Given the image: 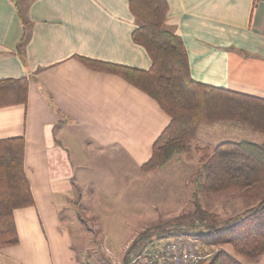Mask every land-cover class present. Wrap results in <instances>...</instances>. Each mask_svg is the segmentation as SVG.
I'll return each mask as SVG.
<instances>
[{
    "label": "crops",
    "instance_id": "0c3cea01",
    "mask_svg": "<svg viewBox=\"0 0 264 264\" xmlns=\"http://www.w3.org/2000/svg\"><path fill=\"white\" fill-rule=\"evenodd\" d=\"M165 1L189 78L264 100V0ZM136 27L128 0H0V142L22 140L20 172L32 199L13 211L19 243L0 250V264H86L73 248L74 218L64 211L94 196L97 188L87 185L113 182L100 175L118 164L132 175L120 179L122 194L136 199L144 190L141 167L170 117L101 67L150 68L148 53L132 40ZM256 134L216 122L201 124L192 142ZM242 262L264 264V254Z\"/></svg>",
    "mask_w": 264,
    "mask_h": 264
},
{
    "label": "trees",
    "instance_id": "16d2710c",
    "mask_svg": "<svg viewBox=\"0 0 264 264\" xmlns=\"http://www.w3.org/2000/svg\"><path fill=\"white\" fill-rule=\"evenodd\" d=\"M128 5L137 25L132 40L146 50L151 66L147 71L113 64L101 67L143 90L170 117L141 170L150 173L162 168L191 149L198 158V168L191 181L193 211L139 233L123 264L140 254L155 235L159 239L193 238L206 249L220 246L214 253L203 252L202 257L208 259L198 264H244L237 257L258 258L264 254V142L243 139L193 148L191 143L201 124L216 122H235L264 135V100L194 83L188 75L182 41L166 25V1L128 0ZM91 65L100 67L98 63ZM23 150L21 139L0 142V250L19 243L13 211L32 205L27 181L20 172ZM204 191L239 192L256 202L220 219L202 207L198 195ZM154 230L158 233H152ZM223 246H229L231 252Z\"/></svg>",
    "mask_w": 264,
    "mask_h": 264
},
{
    "label": "rangeland",
    "instance_id": "374dc122",
    "mask_svg": "<svg viewBox=\"0 0 264 264\" xmlns=\"http://www.w3.org/2000/svg\"><path fill=\"white\" fill-rule=\"evenodd\" d=\"M250 140L260 144L264 138L256 134ZM197 143H200V140H197ZM197 143L192 142L191 147H196ZM216 143L214 139L209 144L212 147ZM197 161L198 158L191 149L186 154L174 157L162 168L150 173L139 174L141 179L146 180L142 185L138 182L144 190L137 195L136 199L122 194L119 190L122 186L120 179L125 175H131L126 167L119 166V164L113 172L111 169V175H106V173L100 175L102 177L113 175V182L102 180L101 184L87 185L97 188L94 196L83 201H74L64 211L68 217L74 218L70 219L72 220L70 223L73 224L70 230L73 237V248L79 260L87 261L86 264H123L128 247L139 233L192 212L194 190L191 181L198 168ZM131 170L134 172V169ZM104 171L105 169L102 168V172ZM136 184L134 187L138 186ZM198 197L202 207L218 215L220 219L233 216L256 202L239 192L204 191L199 193ZM152 233H158V231ZM156 238L157 235L152 236L150 243ZM189 239L192 242L189 241V248L193 250L197 244L201 256L203 252L214 253L220 249L219 245L206 249L195 239ZM223 248L231 252L229 246H223ZM237 258L243 260L240 257ZM204 259L203 261L206 262L207 258Z\"/></svg>",
    "mask_w": 264,
    "mask_h": 264
},
{
    "label": "built area",
    "instance_id": "2783aa9c",
    "mask_svg": "<svg viewBox=\"0 0 264 264\" xmlns=\"http://www.w3.org/2000/svg\"><path fill=\"white\" fill-rule=\"evenodd\" d=\"M189 241L185 236L156 238L128 264H198L204 257L189 248Z\"/></svg>",
    "mask_w": 264,
    "mask_h": 264
}]
</instances>
